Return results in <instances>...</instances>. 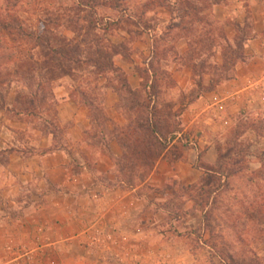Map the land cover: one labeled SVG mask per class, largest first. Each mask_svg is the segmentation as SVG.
Segmentation results:
<instances>
[{"label": "rangeland", "instance_id": "obj_1", "mask_svg": "<svg viewBox=\"0 0 264 264\" xmlns=\"http://www.w3.org/2000/svg\"><path fill=\"white\" fill-rule=\"evenodd\" d=\"M222 1L219 5L209 0L23 1L15 14L27 29L51 31L59 43L72 41L81 50L88 43L87 53L79 59L85 56L101 64L108 55L120 72H100L94 63L75 68L70 76L50 82L49 90L45 85L47 96L42 93L39 98L46 97V102L35 116L13 112L17 99H30L26 90L21 94L28 79L12 83L7 90L8 109L0 110L1 120L25 123L34 140L35 131L47 136L52 128L60 133L61 141L65 138L71 124H61L65 120L58 116L61 97L83 108L92 104L90 113L86 108L91 129L83 137L88 155L79 147L71 152L93 172L94 187L99 188L94 193L101 194V199H93L92 210L86 204L75 207L69 200L65 208L47 211L45 223L51 215H60L70 225L59 234L60 256L20 259L40 246L16 238L23 220L34 214L41 218V211L27 209L36 201L32 193L2 196L0 223L6 224L7 236L13 238L5 243L0 240L1 250L11 249L10 255L0 254V264L15 258L19 260L13 264H229L230 258V264H264V87L251 92V97L238 104L240 109L233 108L236 102L227 103L219 112L199 114L206 104L194 108L197 100L212 93L220 98L231 94L221 90L225 79H218L244 76L238 66L233 68L246 53L237 43L244 37L243 29H252V38L259 33L264 0ZM92 20L96 28L90 27ZM6 41L0 43V55L18 46ZM23 49L41 59L40 48L34 51L24 45ZM123 81L134 91L130 98L124 96ZM151 86L155 96L149 99ZM113 96L117 101L114 113ZM147 107L156 113L155 122L166 139L178 133L158 159L148 151L139 153L141 161L156 162L136 169L131 188L117 182L106 147L111 157L120 158L122 150L115 141L109 142V134L146 119ZM201 139L219 151H214L216 161L236 143L231 177L217 178L211 185L208 177H202L194 184L197 190L186 191L182 188L193 185L179 182L174 169L155 172L159 162L166 159L172 165L173 158H182L185 148ZM200 151L199 158L204 154ZM69 171L79 172L75 163ZM46 203L51 205L52 200Z\"/></svg>", "mask_w": 264, "mask_h": 264}, {"label": "crops", "instance_id": "obj_2", "mask_svg": "<svg viewBox=\"0 0 264 264\" xmlns=\"http://www.w3.org/2000/svg\"><path fill=\"white\" fill-rule=\"evenodd\" d=\"M262 6H264V2ZM259 18L258 36H254L249 41L251 45L248 43L245 46V54L248 58L245 63L237 67L238 70L243 71L244 76H236L228 81L225 86H221L222 91L230 90L231 94L220 98L216 93H212L207 95L206 99L197 100V107L194 108H198L199 104H202L201 107L204 104L207 105L206 109L201 108L202 113L198 111L199 114L208 110L219 112V110L225 109V105L229 102H236L237 105H233V108L240 109L238 104L243 103L247 96L251 97V92H256L262 86L264 87V12L260 14ZM256 72L259 75L255 74ZM112 99L111 111L114 113L117 101L114 96ZM58 112L59 118L65 120L61 124H71L61 144L55 140L53 134L44 136L41 135V132L36 131L34 133L37 139L34 140L27 134L28 128L25 123L12 122L7 119L1 120L0 117V209L3 207L1 205L2 196L5 198L6 195L12 193H32L35 195L33 199L36 201L27 209L41 211V218L34 214L23 220L22 228L19 230L22 232L18 233L16 238L19 241L37 243L40 246L37 249L29 250L25 255L20 256V259L25 257L30 259L36 256L43 258L48 256L46 254L52 257L60 256L58 245L61 240L59 234L65 232L66 226L70 225L68 222L65 223L60 215L56 218L51 215L50 220L46 219L45 223L44 215L46 216L47 211L65 208V203L70 201L75 204V207L86 204V209L89 210L94 207L93 199H101V194L94 193L99 188L94 187L96 185L94 184L93 172L88 170L82 159L80 160L71 152V150H76L79 147L83 154L88 155L87 145L83 141L84 135L91 129V122L87 116L88 111L68 97H61ZM202 144H204L203 147ZM192 145L189 144L185 148L183 157L172 165L166 159L159 162L155 172L161 174L170 167L171 170L174 169L172 173L175 178L183 185L197 184L202 177V172L195 168V164L199 160L200 149L204 153L200 161L209 164L216 162L214 151L216 153L217 151L208 140L201 139L196 146L193 145L192 147ZM74 163L79 172L71 174L69 166ZM26 187L34 189L28 191ZM92 187L94 191L91 189ZM7 198L9 197L7 196ZM46 200H52V204L47 205ZM3 225L0 223V240L5 243L11 241L13 237L7 236L10 232L5 229L6 224ZM79 236L73 237V239ZM44 242L47 244L43 245ZM6 253L9 255L11 253L8 246L0 249V254L6 256ZM17 260L19 259H8L7 261L5 259L1 260V264H13Z\"/></svg>", "mask_w": 264, "mask_h": 264}, {"label": "trees", "instance_id": "obj_3", "mask_svg": "<svg viewBox=\"0 0 264 264\" xmlns=\"http://www.w3.org/2000/svg\"><path fill=\"white\" fill-rule=\"evenodd\" d=\"M23 1L24 0H0L1 8L3 10L0 12V43H4L6 40H9L11 43H17L18 45L16 48H14V50L0 55V110L8 109L6 105L5 94L12 83L23 84L24 80L28 79L27 86L21 87V94L23 90H26L30 96V99L27 100H22L20 98L17 99L13 108V112H17V115L35 116L34 112L41 109L44 106L43 104L46 102V97L43 100L39 98V95L42 93L45 94V85L46 89H48L47 85L50 82L58 80L61 77L70 76L71 72H73L75 68H80V66L84 64L90 65L94 63V67L99 69L100 72L119 74V69L115 68L108 55L104 56L103 60H105V62L101 64L99 63L100 61L96 62L86 58L85 56L83 59H79L78 57L81 54L84 55L87 53L88 43L83 44L84 46L81 50L82 47L78 46L77 44L72 45V41L64 40L59 43L54 38L51 31H43L42 33H39L37 31L27 29L23 22L15 14L17 10L23 6ZM209 1L213 3H211L212 5H219L223 2L222 0ZM175 4H177V2ZM87 5L88 3H81L82 7L87 8ZM92 26L96 28L97 22L92 20L90 22V27ZM244 27H246V25ZM242 32H244L242 33V36L244 37H242L237 43H241V46L237 45V47L242 49L244 52L245 46L250 40H252V29L246 28L243 29ZM247 34H249L250 37L246 36ZM58 43L60 44L59 47L56 46ZM24 45H30L31 49H34V51L36 49L39 50L40 48L41 59L37 58L36 55L31 54V52H29L30 49L28 51L24 50ZM1 49L2 48L0 47V50ZM247 58L248 57L244 53L242 58L243 60L241 59V64L245 63ZM238 65L239 63H236L233 65V68H236ZM233 78H235V75L230 74L227 76V78H220L218 80L221 81L225 79V81L228 82ZM122 89L125 90L124 96H128V98H130L134 92L129 88V85L125 81H123ZM149 90L150 95H148V97L151 99L155 96V90L152 86ZM49 95L50 93H48V96ZM85 107L90 113L92 110V104L88 103ZM146 110L148 112L146 119H142L138 123L136 122L131 124L125 130H119L121 132L116 131L115 133L109 134L112 136L111 139H109V142L115 141L122 150V155L120 158L117 159L111 157L109 148L108 146L106 147L109 158L114 162L115 165L117 182L120 185L126 184L131 188L134 186V173L136 169L154 166L156 162V159H152L151 161H141L139 158V153H145V151H148L150 156L153 154L158 159L161 156V151H167L166 149L169 142L175 139L174 134L178 133L172 132L170 134V138L168 137L169 139H166L161 133L159 126L155 122L156 113L152 110H149L148 107ZM52 129L53 130L48 134H53L55 140L61 144V139L59 138L60 133L55 132V128ZM87 134L89 133H86L85 135L87 136ZM238 137L240 136H237V138L235 137L236 141H234L236 143L238 142ZM236 143H233L231 145V149L223 157H219V159L214 164L200 161L199 158L198 164L195 165V168L202 172L203 178L208 177V179L211 180L208 183L209 185H211L217 178L227 179L228 177L232 176L230 163L233 159L232 150L235 148V146H237ZM136 149H139L138 153L134 152ZM157 150L160 151V153L157 152ZM217 152L219 153L218 150ZM135 155L137 157L134 159L133 157ZM180 159L181 157L179 156L173 158L172 160L176 162ZM226 161L227 163H225ZM139 181H141V179ZM202 186L203 185H201L199 188H204V186ZM182 189H185L186 191H191L194 189L197 190L198 186L193 185ZM229 261L230 263L233 262L231 258Z\"/></svg>", "mask_w": 264, "mask_h": 264}]
</instances>
